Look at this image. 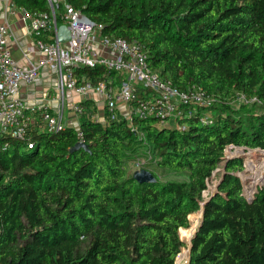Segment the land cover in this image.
Returning <instances> with one entry per match:
<instances>
[{
  "label": "trees",
  "instance_id": "1",
  "mask_svg": "<svg viewBox=\"0 0 264 264\" xmlns=\"http://www.w3.org/2000/svg\"><path fill=\"white\" fill-rule=\"evenodd\" d=\"M15 2L50 12L46 0ZM65 4L102 25V34L142 44L161 77L182 89L201 86L213 101L171 123H131L106 107L97 119L86 98L79 127L88 149H72L73 125L48 131L41 118L23 137L0 133V264H175L188 256L198 223L190 226V215L216 185L225 147L264 149V0H62L59 25ZM113 73L103 64L74 71L79 83ZM142 151L178 178L152 171L156 181L137 182L126 162ZM224 167L186 264H264V182L248 200L235 174L242 159ZM253 169L256 183L264 155Z\"/></svg>",
  "mask_w": 264,
  "mask_h": 264
},
{
  "label": "built area",
  "instance_id": "2",
  "mask_svg": "<svg viewBox=\"0 0 264 264\" xmlns=\"http://www.w3.org/2000/svg\"><path fill=\"white\" fill-rule=\"evenodd\" d=\"M6 1L10 6L18 7L22 20L35 36L34 44L27 49L25 56L28 58L30 53L36 51V47L40 56L34 61L29 55L24 64L16 61L8 46L9 22L7 19H0V133L23 137L30 126L40 118L48 131L62 130L66 126L63 122V112L67 90L83 96L91 91L99 93L103 96L105 107L112 117L118 110L124 113L131 123L133 117H156L163 123H171L180 117H190L195 111V105L209 106L213 101L201 86L192 85L182 89L171 80L161 77L150 66L148 53L142 44L102 34V25L96 24L83 12L68 4H65L62 18L70 29V39L58 42L56 33L59 23L55 6L62 0H46L50 12H31L25 7L17 6L13 0ZM45 34L49 35L48 40L40 38ZM97 39L108 54L101 53L96 47ZM98 64L105 65L114 73L97 83L78 82L74 74L77 67H96ZM44 67L56 78L58 98L54 110L45 102H30L19 96L22 86L35 82ZM139 89L145 94L149 93L148 99L143 97ZM239 100L252 103L257 99L241 95ZM120 103L128 106L126 112L119 109ZM74 111L79 115L82 113V106L75 104ZM205 118L201 116L200 120ZM76 134L78 140L83 142L84 133L80 127H77ZM237 150L245 151L247 156L242 161L243 168L239 173L247 170L253 162L250 158L254 153L264 151L261 148H246L231 143L224 149L222 162L237 158ZM136 165L139 167L141 161H136ZM217 170L218 168L213 174ZM241 182L244 186L243 195L248 200L253 199L258 188L252 190L250 185L245 186L242 178ZM263 182L264 177L261 184ZM207 192L208 189L204 191V197Z\"/></svg>",
  "mask_w": 264,
  "mask_h": 264
},
{
  "label": "crops",
  "instance_id": "3",
  "mask_svg": "<svg viewBox=\"0 0 264 264\" xmlns=\"http://www.w3.org/2000/svg\"><path fill=\"white\" fill-rule=\"evenodd\" d=\"M13 3H16L15 0H13ZM16 5L18 6L17 3ZM0 19H7L9 22L8 46L11 49L14 59L24 64L28 61L30 55L32 60L37 61L40 56L38 47L35 48L36 51L34 53L28 55V58L25 56L27 49L34 44L35 36L31 34L27 23L22 20L18 7L10 6L6 0H0ZM96 47L101 53L108 54L98 39L96 40ZM66 93H68L69 101L73 108L75 104H80V102L86 98L92 99L97 107V119H104L105 102L102 95L94 91H91L85 96L70 90H67ZM19 96L30 102H45L54 110L58 98L55 76L50 73L47 67L42 68L39 78L33 83L23 85L19 91ZM119 109L126 112L128 106L124 103H120ZM69 123V125H72L71 122Z\"/></svg>",
  "mask_w": 264,
  "mask_h": 264
},
{
  "label": "rangeland",
  "instance_id": "4",
  "mask_svg": "<svg viewBox=\"0 0 264 264\" xmlns=\"http://www.w3.org/2000/svg\"><path fill=\"white\" fill-rule=\"evenodd\" d=\"M240 106V104H237V108ZM251 111L252 112H257L259 110V107L258 106H254V105H251ZM55 109V108H54ZM243 113H245V111H241ZM63 122L65 125H69L71 122V124L77 128L79 127L78 125V114L74 112V108L72 107L70 101H69V97H68V93H66V98H65V105H64V112H63ZM237 152L239 153V156L237 158L239 159H242V161L244 160V157H247L245 155V151H241V150H237ZM243 153V154H242ZM263 155L264 153L262 151H257L256 153H254L253 156H251L250 160H252L253 162H251V164H249L248 168H247V172L245 171H241V173H237L238 175H240V177L243 179V182L245 183V186H251L252 187V190L258 188V186L262 183L263 179L262 180H259L257 181L256 183H254V165L258 164L262 159H263ZM136 161H141V165L138 167L136 165ZM226 161H223L219 164L218 166V170L214 173L216 174V177L218 179L216 185L218 184V182L220 181L221 177H222V174H223V171H224V165H225ZM149 164V168H145V169H148L150 171H154L156 172L158 175L161 176L162 180H168V179H176L178 178V174L177 173H173V172H170L168 170H162L161 168L157 167L156 166V162H155V159L151 156L150 152L147 151V152H141L139 153L135 159L133 160H129L126 162V168H127V172L131 175H133L134 171L137 170V169H141V168H144L145 165ZM263 177H264V173H263ZM216 185L211 188V190H209V192L205 193V197L208 196V194H211L215 188H216ZM210 189V187H208ZM251 190V191H252ZM200 210H198L197 212H194L190 215V221H191V224L190 226L195 222V220H198V223H197V227L200 223V220L201 218L199 219L197 213L199 212ZM196 227V228H197ZM182 238V236H180ZM183 241L187 242L185 238H182ZM187 247V245L185 246V248ZM185 248L181 250L184 251ZM188 248V247H187ZM186 248V250H187ZM187 257V256H186ZM185 257V258H186ZM184 259V258H183Z\"/></svg>",
  "mask_w": 264,
  "mask_h": 264
},
{
  "label": "water",
  "instance_id": "5",
  "mask_svg": "<svg viewBox=\"0 0 264 264\" xmlns=\"http://www.w3.org/2000/svg\"><path fill=\"white\" fill-rule=\"evenodd\" d=\"M56 38H57L58 42H64V41H67V40L70 39V29L65 23L59 25L57 33H56ZM80 147H84L85 149L89 148L88 144H86L85 142L79 141V142L76 143V145L73 146L72 149H77V148H80ZM235 174L238 175L237 172ZM132 176L137 182H140V183L154 182V181L157 180L156 176L153 174V172L148 170V169H145V168H141V169L135 170ZM218 184H219V182H218ZM218 184L216 185V188L211 193V195L206 197V199L201 202V209L200 210L202 211V215H201L200 223L202 222V219H203V216H204V210H205L206 202L215 193V191L217 190ZM200 223H199V225H200ZM197 230H198V227L196 228V230L194 231L192 237L190 238V241H189V244H188V256L186 258H184V259H181L179 262H177V258H176L175 264H186L187 261L189 260L191 246H192V239H193L194 235L196 234ZM179 234L181 236L180 232H179Z\"/></svg>",
  "mask_w": 264,
  "mask_h": 264
}]
</instances>
